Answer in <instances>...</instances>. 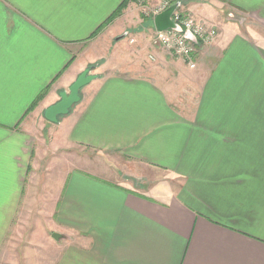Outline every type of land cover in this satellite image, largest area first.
Wrapping results in <instances>:
<instances>
[{"label": "crops", "instance_id": "1", "mask_svg": "<svg viewBox=\"0 0 264 264\" xmlns=\"http://www.w3.org/2000/svg\"><path fill=\"white\" fill-rule=\"evenodd\" d=\"M125 1L0 0V264H264V0H170L218 29L195 69L94 68L45 119ZM160 1L128 0L111 53Z\"/></svg>", "mask_w": 264, "mask_h": 264}, {"label": "rangeland", "instance_id": "2", "mask_svg": "<svg viewBox=\"0 0 264 264\" xmlns=\"http://www.w3.org/2000/svg\"><path fill=\"white\" fill-rule=\"evenodd\" d=\"M173 2H177V1H172V3ZM141 4L142 3H140V5ZM142 5H144V4H142ZM141 8H143V10L140 9L141 10L140 12L143 16L144 21H143V23H141V26L137 25L138 27L140 26V28H139V30H137V32H139V31L143 32V36H142L143 39H141L139 41L140 45L135 46V44H133V46H132L130 44V42L128 41L129 38L127 37L120 44V47H117L116 53H113V52L111 53V50L113 49V47L117 43L115 42V39L112 36L114 34H111V32L108 33L107 32L108 30L105 31L107 29L106 28L108 26L107 25L104 28H102L93 37L92 43H90V44H92L90 51L93 52L94 57L96 59L95 62L90 64V66H93L96 69L99 67L111 66V67L105 69V71H103V73H110L111 71L112 72L113 71L114 72H122L123 70H127V67L129 65H131L132 62L134 63L136 60H137V62L143 63L145 65H153V64L157 65V63L162 64L161 62L168 63V62H172V61H174V62L178 61V60H176L177 59L176 56L168 55L163 49H161L158 46H155L156 36H155V31H154V29H155L154 28V19L152 17V13H150V11H149L150 7H146V8L141 7ZM183 9H184V6H181L180 10L183 11ZM134 12H136V11H134ZM132 16H137V13H133ZM201 22H203V21H201ZM135 28H136V25H134L133 29H130V31L135 32ZM110 44H111V47H110ZM152 57H156L155 62L151 60ZM85 152H88V151H85ZM87 154L88 153L81 152V156L87 157L89 155V154L88 155ZM90 158L94 159V161L96 162L97 165H100V166L107 165V167H112L111 159H118V156L116 154H112V153L94 152L93 154L91 153ZM166 175L167 174H164V176L161 178V175H159L158 173H155L153 171L147 172V177H149L148 180H150V182H156V183H158L159 181L162 183L170 182L173 187H176V182H174L171 178L167 177ZM53 240H55V239L53 238ZM50 251H51V253H49V256H51V258L54 259V250H50ZM11 260H12V258H11ZM21 261H22L21 264H25L24 259L21 258Z\"/></svg>", "mask_w": 264, "mask_h": 264}, {"label": "built area", "instance_id": "3", "mask_svg": "<svg viewBox=\"0 0 264 264\" xmlns=\"http://www.w3.org/2000/svg\"><path fill=\"white\" fill-rule=\"evenodd\" d=\"M175 4V3H174ZM173 5L169 0H161L150 8L153 19ZM172 20L180 30L169 29L164 32L155 30V46L163 49L168 55L182 59L191 69L197 67L194 55L201 46H212L218 39V29L215 25L197 20L190 14L178 8L172 16ZM190 33L192 38L186 36ZM134 43V41H131ZM152 61L155 57L151 58Z\"/></svg>", "mask_w": 264, "mask_h": 264}, {"label": "water", "instance_id": "4", "mask_svg": "<svg viewBox=\"0 0 264 264\" xmlns=\"http://www.w3.org/2000/svg\"><path fill=\"white\" fill-rule=\"evenodd\" d=\"M181 7V2H177L173 4L171 7L158 14L154 19V28L157 32H164L169 29L180 30L179 26L175 24L172 20L173 14L176 12L178 8ZM127 36L124 34L123 36L117 38V40H122ZM187 37L192 38L191 34L188 32L186 34ZM95 67H88L72 84L68 91H63L60 93V101L49 107L44 112V117L47 121L57 124L59 122L60 117L68 115L77 103L80 102V92L81 90L90 84L92 81L97 79V76L90 75V72ZM53 238L58 240L60 238L59 234H54Z\"/></svg>", "mask_w": 264, "mask_h": 264}, {"label": "trees", "instance_id": "5", "mask_svg": "<svg viewBox=\"0 0 264 264\" xmlns=\"http://www.w3.org/2000/svg\"><path fill=\"white\" fill-rule=\"evenodd\" d=\"M174 3H175V2H173V4H174ZM127 5H128V0L125 1V2H124V3L118 8V10L115 12V14L110 18V20H109L106 24H104V25L102 26V28H104L105 26H107L108 23L112 22L117 16H119V15L123 12V10L126 9ZM102 28H101V29H102ZM101 29L99 28V30H97V33H98Z\"/></svg>", "mask_w": 264, "mask_h": 264}]
</instances>
